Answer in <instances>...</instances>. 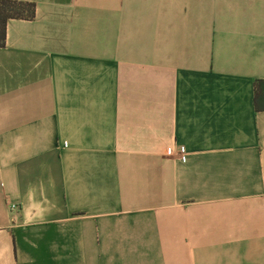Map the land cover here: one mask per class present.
Masks as SVG:
<instances>
[{"label":"crops","instance_id":"1","mask_svg":"<svg viewBox=\"0 0 264 264\" xmlns=\"http://www.w3.org/2000/svg\"><path fill=\"white\" fill-rule=\"evenodd\" d=\"M19 1L0 264H264V0Z\"/></svg>","mask_w":264,"mask_h":264},{"label":"trees","instance_id":"2","mask_svg":"<svg viewBox=\"0 0 264 264\" xmlns=\"http://www.w3.org/2000/svg\"><path fill=\"white\" fill-rule=\"evenodd\" d=\"M36 17L35 3L19 0H0V47L6 45L7 25L11 19L32 20ZM257 96H264V80L255 83Z\"/></svg>","mask_w":264,"mask_h":264},{"label":"built area","instance_id":"3","mask_svg":"<svg viewBox=\"0 0 264 264\" xmlns=\"http://www.w3.org/2000/svg\"><path fill=\"white\" fill-rule=\"evenodd\" d=\"M11 208H12L13 210H16V209L18 208V206L15 205V204H13V205L11 206Z\"/></svg>","mask_w":264,"mask_h":264}]
</instances>
